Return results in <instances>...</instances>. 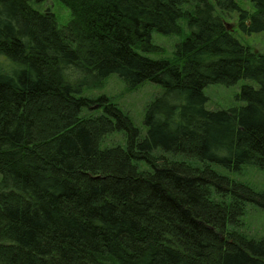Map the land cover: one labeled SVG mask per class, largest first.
I'll return each instance as SVG.
<instances>
[{
    "label": "trees",
    "instance_id": "trees-1",
    "mask_svg": "<svg viewBox=\"0 0 264 264\" xmlns=\"http://www.w3.org/2000/svg\"><path fill=\"white\" fill-rule=\"evenodd\" d=\"M70 19L0 0V264H264V236L241 231L264 191L213 167H264V0H59ZM170 57L157 31L180 35ZM161 86L142 133L108 96ZM244 83L241 104L206 108L210 84ZM169 101V102H167ZM96 105V113L87 112ZM118 133L123 143L104 145Z\"/></svg>",
    "mask_w": 264,
    "mask_h": 264
},
{
    "label": "rangeland",
    "instance_id": "rangeland-1",
    "mask_svg": "<svg viewBox=\"0 0 264 264\" xmlns=\"http://www.w3.org/2000/svg\"><path fill=\"white\" fill-rule=\"evenodd\" d=\"M30 4L40 10H50L54 13L58 26H64L70 19L69 9L59 0H28ZM239 5L247 10H252L251 3L248 0H238ZM225 23L232 27L235 37L251 50L264 54V31L245 34L237 26V15L232 13L224 18ZM183 26V32L180 35H166L153 31L151 35L152 42L160 46L157 52L149 53L151 57H170L175 44L181 41L189 29L185 26L184 19L180 20ZM244 83L253 82L240 79L235 84H210L204 88V94L207 97L206 108L210 110L225 109L241 104L237 95ZM161 93V86L152 81H146L135 89H128L124 82L116 74H111L103 81L100 86H90L84 89L83 95L87 97L108 96L117 103L124 111L128 113L132 122L140 128L143 134L146 132L144 116L149 104ZM169 102V101H167ZM87 112L96 113L98 107L91 104ZM123 143V138L118 133L106 136L103 144ZM213 167L220 173L228 175L230 178L249 185L254 191H264V167H258L251 164H243L239 169H227L218 164ZM241 231L249 236H264V208L256 203H248L245 206L244 215L241 218Z\"/></svg>",
    "mask_w": 264,
    "mask_h": 264
},
{
    "label": "water",
    "instance_id": "water-1",
    "mask_svg": "<svg viewBox=\"0 0 264 264\" xmlns=\"http://www.w3.org/2000/svg\"><path fill=\"white\" fill-rule=\"evenodd\" d=\"M228 26V25H227ZM228 28H231L230 26H228Z\"/></svg>",
    "mask_w": 264,
    "mask_h": 264
}]
</instances>
